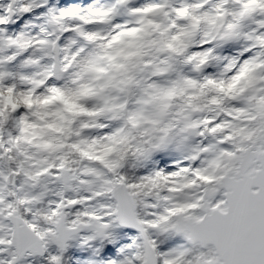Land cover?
<instances>
[{
  "label": "snow or ice",
  "instance_id": "6c2138e0",
  "mask_svg": "<svg viewBox=\"0 0 264 264\" xmlns=\"http://www.w3.org/2000/svg\"><path fill=\"white\" fill-rule=\"evenodd\" d=\"M0 264H264V0H0Z\"/></svg>",
  "mask_w": 264,
  "mask_h": 264
}]
</instances>
